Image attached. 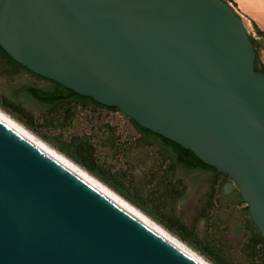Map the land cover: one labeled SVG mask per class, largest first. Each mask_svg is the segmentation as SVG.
Listing matches in <instances>:
<instances>
[{
  "label": "water",
  "instance_id": "water-1",
  "mask_svg": "<svg viewBox=\"0 0 264 264\" xmlns=\"http://www.w3.org/2000/svg\"><path fill=\"white\" fill-rule=\"evenodd\" d=\"M0 45L228 174L264 238V71L227 0H0ZM152 231L0 118V264H204Z\"/></svg>",
  "mask_w": 264,
  "mask_h": 264
},
{
  "label": "rangeland",
  "instance_id": "rangeland-1",
  "mask_svg": "<svg viewBox=\"0 0 264 264\" xmlns=\"http://www.w3.org/2000/svg\"><path fill=\"white\" fill-rule=\"evenodd\" d=\"M240 14L232 0H227ZM241 15V14H240ZM242 16V15H241ZM258 54L259 43L243 17ZM0 50V108L214 264H264V241L236 182L169 159L120 109L90 101L46 105L24 92L53 86Z\"/></svg>",
  "mask_w": 264,
  "mask_h": 264
},
{
  "label": "trees",
  "instance_id": "trees-1",
  "mask_svg": "<svg viewBox=\"0 0 264 264\" xmlns=\"http://www.w3.org/2000/svg\"><path fill=\"white\" fill-rule=\"evenodd\" d=\"M0 50H2L14 63L19 65L21 68L26 69L27 71L40 76L28 68L23 66L21 63L16 61L13 57H11L0 45ZM256 68L258 70L264 71V66L261 62L260 56L257 51V60H256ZM54 85L50 87H44L40 85L33 84L31 87L26 86L24 89L25 93H28L34 100H37L46 105H54L57 102L64 101V100H78V101H90L96 103L101 106H106L114 109H119L116 106H107L104 105L97 100H95L91 96L82 95L73 89L67 88L66 86L53 81ZM133 121L138 126V128L143 132V134L150 138L152 141L159 140L160 143L168 149V157L171 160H174L176 163L181 164L180 162L184 163V166L188 170H196V169H206V170H214L218 171L214 166L204 162L201 158H199L192 150L185 148L180 143L169 139L159 133H156L149 128L143 127L139 125L134 119ZM180 161V162H179ZM263 241L264 238L262 237Z\"/></svg>",
  "mask_w": 264,
  "mask_h": 264
},
{
  "label": "bare ground",
  "instance_id": "bare-ground-1",
  "mask_svg": "<svg viewBox=\"0 0 264 264\" xmlns=\"http://www.w3.org/2000/svg\"><path fill=\"white\" fill-rule=\"evenodd\" d=\"M0 118L20 130L22 133L27 135L29 138H31L33 141H35L37 144H39L42 148H44L46 151H48L50 154H52L54 157H56L58 160H60L62 163H64L66 166H68L70 169H72L74 172L79 174L81 177L86 179L88 182H90L92 185L97 187L99 190L104 192L106 195L111 197L113 200L118 202L120 205H122L124 208L132 212L134 215L145 221L147 224L155 228L156 230H159L160 232L164 233L166 236L170 238L174 243L179 245L181 248L186 250L188 253H190L192 256L197 258L199 261H201L204 264H214L210 260H207L204 256L199 254L197 251L192 249L190 246H188L184 241L179 239L177 236L172 234L169 230H167L165 227H163L160 223L152 219L150 216H148L146 213H144L140 208L135 206L133 203H131L129 200L124 198L122 195H120L118 192H116L113 188H111L109 185H107L105 182H103L101 179L96 177L94 174H92L90 171H88L85 167L80 165L78 162L58 150L57 148L53 147L37 135H35L31 130H29L25 125H23L21 122L16 120L13 116H11L9 113L4 111L0 108Z\"/></svg>",
  "mask_w": 264,
  "mask_h": 264
},
{
  "label": "crops",
  "instance_id": "crops-1",
  "mask_svg": "<svg viewBox=\"0 0 264 264\" xmlns=\"http://www.w3.org/2000/svg\"><path fill=\"white\" fill-rule=\"evenodd\" d=\"M251 26V33L256 36L260 49V59L264 66V0H232Z\"/></svg>",
  "mask_w": 264,
  "mask_h": 264
},
{
  "label": "clouds",
  "instance_id": "clouds-1",
  "mask_svg": "<svg viewBox=\"0 0 264 264\" xmlns=\"http://www.w3.org/2000/svg\"><path fill=\"white\" fill-rule=\"evenodd\" d=\"M52 162L55 164L54 161H52ZM137 222H138L142 227H144L143 224H142L140 221H137ZM146 230H147V229H146ZM150 233L154 236V238L158 239L162 244H164L166 247H169L170 249H172V250H173L174 252H176L177 254H183V255H185V254L181 251V249L177 248V247L175 246V244L171 242L170 238H169L168 236H166L164 233L160 232L159 230L152 231V232H150Z\"/></svg>",
  "mask_w": 264,
  "mask_h": 264
},
{
  "label": "flooded vegetation",
  "instance_id": "flooded-vegetation-1",
  "mask_svg": "<svg viewBox=\"0 0 264 264\" xmlns=\"http://www.w3.org/2000/svg\"><path fill=\"white\" fill-rule=\"evenodd\" d=\"M32 85H33V84L27 85V87H28V86H30V87H31Z\"/></svg>",
  "mask_w": 264,
  "mask_h": 264
}]
</instances>
